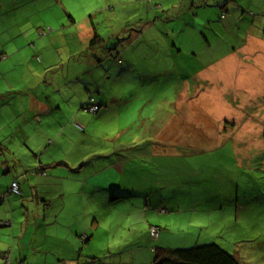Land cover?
<instances>
[{
  "label": "rangeland",
  "instance_id": "1",
  "mask_svg": "<svg viewBox=\"0 0 264 264\" xmlns=\"http://www.w3.org/2000/svg\"><path fill=\"white\" fill-rule=\"evenodd\" d=\"M225 1L3 0V22L7 28L14 25L11 44L20 53L0 64V106L6 115L1 145H9L15 155L0 153L1 165H10L8 173L0 165V180L17 179L28 191L0 201V211L5 207L11 218L15 209L10 205L16 202L19 229L27 226L28 234L37 230V238L70 229L86 232L90 240L75 243L74 264H153L155 250L209 243L239 264H264V105L237 106L240 95L222 89L189 106L194 112H188L178 86L187 65L191 74L213 60L206 42L220 54L242 42L251 26L264 36V14L257 12L235 16L241 18L230 36L220 27L225 17L221 12L230 14L224 22L230 28L233 6L241 2ZM200 16L211 20L208 29L200 28ZM164 18L177 19L173 27L179 28L188 19L196 20L194 29L187 28L194 33L176 38H187L190 44L182 47L183 54L171 51V56L169 49L154 53ZM40 31L46 33L39 36ZM94 33L97 43H91ZM8 51L0 50V55ZM192 52L197 57L186 62ZM13 66L24 79L10 74ZM253 79H248L249 86L262 82ZM90 98L101 105L98 113L81 109ZM231 99L235 103L229 106ZM34 100L53 107L39 114L45 134L29 119ZM24 109L25 123L7 140L5 126L11 118L16 122ZM57 130L64 136L52 143L51 132ZM173 130L181 136L171 135ZM82 157L92 177L90 170L70 167ZM35 174L48 179L62 174L65 205L57 199L46 209L51 199L38 198L29 182ZM75 174L87 176L94 191L83 190L86 180ZM110 185H117L116 190H107ZM111 194L118 198L110 201ZM149 227L158 228L157 239ZM53 240L42 239L40 251Z\"/></svg>",
  "mask_w": 264,
  "mask_h": 264
},
{
  "label": "crops",
  "instance_id": "2",
  "mask_svg": "<svg viewBox=\"0 0 264 264\" xmlns=\"http://www.w3.org/2000/svg\"><path fill=\"white\" fill-rule=\"evenodd\" d=\"M241 3L236 2L235 0L233 3L235 5L233 6V9L235 10L234 12L231 13V15L234 18V22L230 23L229 27H227V24H225L226 20V14L227 9H224V11L221 12L225 14V17L223 18V22L219 23L220 27L222 26L225 28L226 31H228V34L232 36V32L236 28V22L240 20L243 14H246L247 17L254 15V12H257V14H264V0H249V3L246 4L244 0H240ZM227 5V4H225ZM2 7H3V0H0V43H1V52H6L8 51V48L6 47H11L9 48L10 50L8 51V55L5 53H1L0 55V64H5L8 61H10L16 54L20 53V49L18 48L17 44H11L15 40V34L11 33L10 30L11 28H14V25L9 26L8 28L5 26L2 18ZM223 8V7H222ZM247 11V12H245ZM241 13L240 18H236L235 16L239 15ZM158 18V16H157ZM199 23H202L204 21L203 26L200 28L203 29H208V26L211 25V20L209 17H199ZM204 18V20H203ZM260 18V17H258ZM255 18V19H258ZM159 19L158 22L159 23ZM178 20H167V19H162L160 21L161 26L157 28V39L156 43L154 44L153 50L155 54H158L159 52L163 53L166 51V49H169V54H171V51L175 54H183V48L184 46H189V42L187 38H185L182 41H178L177 36L181 33L184 34H190L194 33V30H189L194 29L193 22L196 20L188 19L185 21L184 26L185 27H173V22L176 23ZM156 22V21H154ZM155 28L157 27L156 23H154ZM199 25V24H198ZM218 27V28H220ZM252 27L250 29H246L247 31L245 34L244 39L240 43L234 44L232 47L226 48L227 50L221 51L220 54H215V48L212 47L214 46L212 43L209 44L208 42L205 43L207 48L211 50V53L213 56V60L205 65L201 66L199 69L195 68L193 72L190 74L188 65L186 69H184V72L179 73V79L181 80L178 83V86L181 87V96H182V104H185L183 108H188V112H194V108H189V106H192L193 104H196L199 102L200 99L208 97L209 94L215 93L221 91L222 89H225L231 94L238 96L240 95V101L238 102L237 106H263L264 105V36L260 35L255 29L252 31ZM150 29V28H149ZM148 29V30H149ZM147 30V31H148ZM88 31V30H87ZM146 30L140 31V33H145ZM43 33H46L45 31H40L38 32V35L41 36ZM166 37V38H165ZM170 40V41H169ZM169 41L170 44L167 43ZM34 42V41H33ZM31 43L32 45L35 46V42ZM199 43V42H198ZM197 43V44H198ZM114 49L117 50L116 47H113ZM35 49V47H34ZM203 49V48H202ZM118 55V54H117ZM167 56V55H165ZM189 57L186 59V62L193 60L197 57V54L194 52L190 53L188 55ZM16 67L13 66V70L10 74H19L18 70H15ZM8 70V71H10ZM251 72V77H253V81L255 79H261V83H257L253 86H249L250 84L248 83V79L250 80L251 77H248V73ZM20 76V74H19ZM184 77V78H183ZM187 77L191 78V81L188 82ZM27 78V77H25ZM20 79H24L23 77L20 76ZM184 82V83H183ZM11 88V86H10ZM216 89V90H215ZM13 91V89H11ZM18 89H16L14 92H18ZM183 91H184V98H183ZM191 93V97L193 98L192 101L186 102L190 98H186L187 94ZM263 101V102H262ZM36 106H31L29 107V119L31 118L32 123H36L37 125L39 124V127H41L39 130L42 131L43 134H45V127L44 125H41V118L40 113H45V112H50L53 110L52 106H43L42 103L39 100H34L33 101ZM235 103L233 99H231L229 106H232V104ZM262 103V104H261ZM201 106V105H198ZM228 106V107H229ZM28 109H24L23 112L21 113L20 117L17 119L16 122L11 121L9 124L5 126L7 128V132L5 133V137H7V140L9 138H14L15 135L19 133L21 130V126L23 123H25V114ZM59 109V107H57ZM201 109L204 111V106H201ZM4 106H0V128L2 125V122H5L3 118L6 116L4 113ZM44 116L46 114H43ZM18 117L19 114H16ZM43 116V118H44ZM225 116V113L223 115ZM186 117V115H185ZM15 117H13L14 120ZM186 119H182V123H184ZM189 124V123H188ZM187 126V125H185ZM176 137H180L181 133L178 134V130H173L170 134H174ZM51 134L55 137L52 143L54 141L62 136L64 134L61 132L54 133L53 131ZM42 137V134H40ZM188 139V136L185 137ZM27 139V138H26ZM177 140V139H176ZM14 142V139L10 140ZM26 142H30L32 144L35 143V140H25ZM2 142V143H1ZM9 142V141H8ZM16 142V140H15ZM0 143L5 145V143L1 140L0 138ZM0 144V145H1ZM33 148V147H32ZM7 151L11 155V158H14L13 154V149L8 145L2 146L1 145V150L0 153L3 151ZM82 162H84V157L76 159L73 161L70 165V167L75 168L76 166H79L81 169L80 172H85L89 171V167L84 165ZM7 164V163H6ZM19 164L21 162L19 161ZM1 165V163H0ZM5 168L9 167L10 165L7 164L6 166L1 165ZM21 166V165H20ZM15 167V166H14ZM43 166L40 167V173L41 171L44 172V169H42ZM76 170V168H75ZM79 170V169H78ZM8 173V170L5 171ZM77 172V171H76ZM75 172V173H76ZM47 175V173L45 172ZM44 174L43 176H38V175H33L32 176V181L31 184L34 186V192L37 194L38 198H45V196H48L51 199V202L48 205H45L46 209L51 208V204L57 199H60V202L62 205L64 204L63 199L65 198V191L63 190V179H62V174H56L54 177L51 178H45L46 175ZM40 175H43L42 173ZM76 175V174H75ZM91 175V170L88 173V177ZM76 177H80L77 176ZM88 177L86 176L85 178H82L84 181V187H88V189L94 191V187L88 186ZM92 177V175H91ZM17 181V179H7L5 181L0 180V201L7 200L9 197L14 198V196L8 195V190L10 187V184L12 181ZM19 184V183H18ZM114 186L117 185H110L108 186L107 190L114 191L116 188ZM19 189L21 194L19 196H24V192L28 191V188L25 186ZM32 194V193H31ZM16 196V197H19ZM92 197V192L90 195V198ZM17 199V198H14ZM16 202H13L10 207H14L15 210L12 209L11 211V218L7 217V210H5V207L1 209V214H5V216L0 217V227H9V230H2L0 231V264H3V254L8 255L9 260L12 263H22V264H74L75 260V252L77 250V247H75V243L80 242L82 245L88 244L90 237L88 234L84 231H81L80 233L76 234V231L73 230L70 232H67L63 235H57V236H51L47 234H43L42 238H37L39 236L36 233H39L37 230H35L34 234H28V229L27 226L24 227V229L20 230L22 225V221L20 219V212L18 210V207L15 206ZM61 205V206H62ZM63 207V206H62ZM85 208V206H84ZM27 211V208H26ZM85 212V209L83 210ZM85 215V214H84ZM10 218V219H9ZM37 218V225L38 227L39 222H38V217ZM45 218V215L42 217V222L43 219ZM45 225V224H44ZM43 233V231H41ZM86 236V238H84ZM55 239L53 240L54 243L49 244V246L46 247V251H44V248L41 252L39 249V245H41V240L43 239L44 241H47V239ZM78 244V243H77ZM36 246V247H35ZM74 254V256H73Z\"/></svg>",
  "mask_w": 264,
  "mask_h": 264
},
{
  "label": "trees",
  "instance_id": "3",
  "mask_svg": "<svg viewBox=\"0 0 264 264\" xmlns=\"http://www.w3.org/2000/svg\"><path fill=\"white\" fill-rule=\"evenodd\" d=\"M233 1L228 0L229 3ZM221 7L225 8L224 5ZM98 38L99 36L94 33L91 43H97L99 41ZM114 57H118L117 53H114ZM96 104L99 106V112L101 105L99 103ZM117 198L118 195L113 196L111 194L110 201ZM155 254L153 264H239L232 255L215 243L198 245L187 249L155 250Z\"/></svg>",
  "mask_w": 264,
  "mask_h": 264
},
{
  "label": "built area",
  "instance_id": "4",
  "mask_svg": "<svg viewBox=\"0 0 264 264\" xmlns=\"http://www.w3.org/2000/svg\"><path fill=\"white\" fill-rule=\"evenodd\" d=\"M119 61V60H118ZM83 111L85 112H92V113H97L99 110V106L95 103V101L93 100V98L89 99V104L88 105H84L81 108ZM21 194L20 189H19V184L18 182L12 181L8 190V195H13V196H19ZM150 236L152 238L157 239L158 237V230L155 227H150ZM86 238V236L84 237ZM4 262L3 264H14L9 260V256L6 254L2 255ZM18 264H22V263H18Z\"/></svg>",
  "mask_w": 264,
  "mask_h": 264
}]
</instances>
